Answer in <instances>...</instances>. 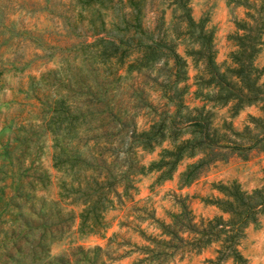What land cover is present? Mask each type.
<instances>
[{
  "label": "rangeland",
  "instance_id": "1",
  "mask_svg": "<svg viewBox=\"0 0 264 264\" xmlns=\"http://www.w3.org/2000/svg\"><path fill=\"white\" fill-rule=\"evenodd\" d=\"M115 1L119 0H105L98 16L97 0H0V264H131L138 256L133 244L146 243L142 233L159 234L162 222L181 229L217 214L226 216L214 202L225 196L222 184L235 182L246 191L264 184V139L243 155L231 152L226 159L214 161L185 185L178 183V173L195 158L182 159L171 178H159L157 170L148 168L168 142L142 149L133 146L131 135L161 117L170 122L175 106L165 94V83L172 79V61L157 60L149 66L129 68L127 62L134 52L124 56V63L116 62L113 56L100 55L97 36L106 35L104 30L93 32L89 19L95 18L99 25L98 19L103 16L108 27L114 6L128 11L114 5ZM187 2L192 16L204 18L212 30L216 60L223 67L233 66L231 53L238 48L240 25L258 21L262 42L254 63L264 69V0ZM169 3L170 0L142 1L143 25L152 26L161 14L170 19L173 6ZM177 49L184 54L183 45ZM188 63V77L177 85L187 83L183 101L189 106L199 105L200 100L191 93L196 70L190 58ZM60 99H64V109L78 115L72 131L84 134L80 147L92 148L91 144L97 142L96 149L114 173L129 162L133 164L132 174L129 195L120 201L114 197L105 211L104 232L82 233L76 231L77 218L70 227L66 220L54 230V239L45 240L47 248L40 251L35 241L29 248L15 242L12 235L5 236L10 221L1 203L3 195L13 194L10 186L16 184L21 169L36 168L41 175H49L42 187L33 185L35 197L28 201L36 204L56 198L59 181L72 178V170L52 166L54 132L66 130L64 121L60 124L49 120ZM215 111L216 116H226L238 131L232 139L248 145L253 135L264 134L261 103L245 105L233 116L228 106ZM216 121L220 122V118ZM140 165L145 167L142 171ZM30 188L26 190L31 192ZM80 200L64 199V211L72 209L77 214L82 207ZM11 201L17 203L20 198L12 195ZM7 237L11 240L7 241ZM20 244L25 252L23 258L17 250ZM3 246L11 256L5 254ZM217 247L218 243L212 242L201 250L176 255L167 264H237L230 258L217 260ZM237 247L247 264H264V212L244 227Z\"/></svg>",
  "mask_w": 264,
  "mask_h": 264
},
{
  "label": "trees",
  "instance_id": "2",
  "mask_svg": "<svg viewBox=\"0 0 264 264\" xmlns=\"http://www.w3.org/2000/svg\"><path fill=\"white\" fill-rule=\"evenodd\" d=\"M97 1V15L100 16L105 0ZM142 1L113 2L128 11L112 5L114 11L107 22L108 27L103 16L98 19L99 25H96L95 18L89 19V23L93 32L104 30V35L109 36H97L100 55L107 54L115 57L116 62L124 63V56L134 52L127 62L129 68L149 66L157 60L172 61L169 68L172 79L165 83V94L175 106L170 122L167 123L164 117L157 119L148 128L133 132L131 142L142 149H153L164 141L168 142L167 146L160 148L158 158L148 165L149 169L157 170L158 177L162 179L171 178L182 159L195 158L178 173V183L185 185L199 177L214 161L226 159L231 152L243 155L264 139V134H255L248 145L232 139L231 136L238 131L226 116H216L215 111L228 106L230 116H233L243 106L256 102L261 103L264 109V80H261L264 69L254 63L257 48L262 42L261 29L258 21L249 26L242 23V34L237 37L238 48L231 53L233 66L223 67L216 60L212 30L207 27L204 18L195 19L192 16L187 0H170L169 4L173 6L170 19L166 20L161 14V18L154 21L152 26L143 25L140 16ZM178 45H183L184 54L178 51ZM188 58L196 70L191 93L194 99L200 100L199 105L189 106L183 101L187 83L177 85L178 81L188 77ZM58 110L60 113H56ZM77 117L75 111L64 109V99L56 100L54 113L49 120L60 124L64 121L66 130L63 128L60 132H54L52 166L58 170L61 167L72 170L69 181H59L57 197L49 198L46 203L28 201L35 197L33 185L42 187L46 178L49 180L48 174L41 175L36 168L21 169L16 184L10 186L13 194L8 192L2 196V211H5L10 221L5 236H14L15 242H23L26 247H34L35 241L40 251H44L48 245L45 240L55 238L54 230L66 220H69L70 227L75 218L76 231L104 232L107 228V207L112 204L114 197L120 201L129 195L130 168L133 164L127 162L118 173H114L105 162L102 152L96 149L97 142L91 144L93 149L91 146L80 147L84 134L72 131ZM217 118H220V122L216 121ZM144 168V165H140L141 171ZM28 187H31V192L26 190ZM221 189L225 196L217 197L214 202L226 216L217 214L202 219L197 225L186 224L181 229L162 222L159 234L142 233L146 243L133 244L138 256L131 264H167L176 255L201 250L212 242L218 243L217 260L230 258L237 264H247L237 247L238 236L246 225L256 221L259 213L264 212V184L246 191L232 182L222 184ZM12 195L19 197L20 201L13 203ZM67 198L71 201L81 199L82 207L77 214L72 209L64 211L62 203ZM36 231L40 232L37 236L34 235ZM3 249L5 254L10 255L6 246ZM17 250L19 257L23 258L25 252L21 244Z\"/></svg>",
  "mask_w": 264,
  "mask_h": 264
}]
</instances>
